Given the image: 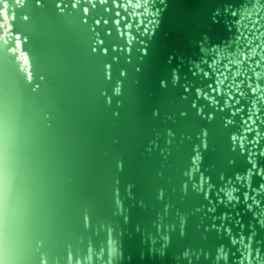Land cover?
<instances>
[{
    "label": "water",
    "instance_id": "obj_1",
    "mask_svg": "<svg viewBox=\"0 0 264 264\" xmlns=\"http://www.w3.org/2000/svg\"><path fill=\"white\" fill-rule=\"evenodd\" d=\"M262 185L264 0H0L9 264H264Z\"/></svg>",
    "mask_w": 264,
    "mask_h": 264
},
{
    "label": "clouds",
    "instance_id": "obj_2",
    "mask_svg": "<svg viewBox=\"0 0 264 264\" xmlns=\"http://www.w3.org/2000/svg\"><path fill=\"white\" fill-rule=\"evenodd\" d=\"M0 264H9L4 257V236L2 227H0Z\"/></svg>",
    "mask_w": 264,
    "mask_h": 264
},
{
    "label": "snow or ice",
    "instance_id": "obj_3",
    "mask_svg": "<svg viewBox=\"0 0 264 264\" xmlns=\"http://www.w3.org/2000/svg\"><path fill=\"white\" fill-rule=\"evenodd\" d=\"M261 187L264 188V185H262ZM227 195H228L229 200L234 199L231 192L227 193Z\"/></svg>",
    "mask_w": 264,
    "mask_h": 264
}]
</instances>
